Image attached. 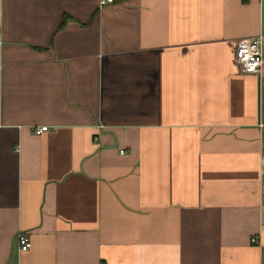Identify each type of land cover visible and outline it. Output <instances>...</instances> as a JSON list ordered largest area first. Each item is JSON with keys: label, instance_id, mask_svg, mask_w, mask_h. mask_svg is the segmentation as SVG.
Instances as JSON below:
<instances>
[{"label": "crops", "instance_id": "0c3cea01", "mask_svg": "<svg viewBox=\"0 0 264 264\" xmlns=\"http://www.w3.org/2000/svg\"><path fill=\"white\" fill-rule=\"evenodd\" d=\"M260 33L264 0H0V264H264Z\"/></svg>", "mask_w": 264, "mask_h": 264}, {"label": "built area", "instance_id": "2783aa9c", "mask_svg": "<svg viewBox=\"0 0 264 264\" xmlns=\"http://www.w3.org/2000/svg\"><path fill=\"white\" fill-rule=\"evenodd\" d=\"M113 1L114 0H99V9H103L107 4ZM234 64L240 74H262L264 67V35L262 33L254 38L240 40L236 43ZM48 130V126H42L34 129V133L37 136H41ZM256 241L255 238L252 240L253 243ZM17 242L20 252H26L32 246L28 235L22 232L18 234Z\"/></svg>", "mask_w": 264, "mask_h": 264}, {"label": "rangeland", "instance_id": "374dc122", "mask_svg": "<svg viewBox=\"0 0 264 264\" xmlns=\"http://www.w3.org/2000/svg\"><path fill=\"white\" fill-rule=\"evenodd\" d=\"M263 163H264V160H263ZM263 184H264V169H263Z\"/></svg>", "mask_w": 264, "mask_h": 264}]
</instances>
